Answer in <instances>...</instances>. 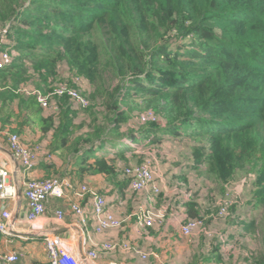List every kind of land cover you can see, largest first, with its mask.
Wrapping results in <instances>:
<instances>
[{
	"label": "trees",
	"instance_id": "obj_1",
	"mask_svg": "<svg viewBox=\"0 0 264 264\" xmlns=\"http://www.w3.org/2000/svg\"><path fill=\"white\" fill-rule=\"evenodd\" d=\"M19 6L7 8V15H14L12 30L8 36V27L0 36V44L12 48L8 64L0 69V90L17 93L18 71L23 73L25 66L53 72L66 59L63 69L69 73H63L68 86L76 88L72 80L84 77L94 86L91 99H102V111L88 106L78 116L67 96L56 97L58 108L46 114L35 97L21 100L32 113L36 105L42 109L40 128L52 135L53 149L65 151L71 160L67 174L73 181L71 171L82 176L120 175L127 185L130 176L124 168L145 145L188 139L189 168L207 170L219 185L236 179L254 181L253 198L230 210L226 207L229 217L222 218L242 227L234 239L253 232L261 235L255 221L234 213L241 209L245 214L246 204H264V66L258 70L251 62L264 49V0H31L30 6ZM98 34L97 42L93 39ZM149 35L154 36L155 45L147 51ZM27 36H32V43L26 41ZM244 46L249 52L242 51ZM29 47V54L38 61L34 67L23 60ZM16 51L19 56L14 55ZM102 54L104 66L124 81L105 97V82L98 81L102 80ZM127 95L143 99L146 107L158 112L148 125L124 133L148 113H128L129 108H121ZM105 110L110 121L100 127L98 115ZM87 115L93 120L92 127ZM82 148L88 150L79 156ZM145 161L150 162L146 158L138 163ZM151 163L155 170L156 164ZM169 180L168 188L174 186ZM170 191L162 187L157 199L165 193L180 206L181 199ZM197 191L183 203L187 219L203 217ZM211 241L225 254L230 248L224 250L223 245L232 244L226 231H218ZM260 245L251 264H264V243Z\"/></svg>",
	"mask_w": 264,
	"mask_h": 264
},
{
	"label": "crops",
	"instance_id": "obj_2",
	"mask_svg": "<svg viewBox=\"0 0 264 264\" xmlns=\"http://www.w3.org/2000/svg\"><path fill=\"white\" fill-rule=\"evenodd\" d=\"M3 100L0 98V107L6 109V102ZM43 111L45 114L49 112ZM31 119L34 126L28 121V116H26V120L15 121L16 123L12 118H0V128L5 124L10 125L12 128L10 132H18L23 139L33 140L35 141L33 143L39 144L42 148V151L38 153V162L35 168L28 173V177L44 178L69 173L68 168L71 167V160L66 159V152L53 149L54 144H50L51 134L41 130L35 118ZM170 141L182 143L185 139L182 141L171 139ZM47 154H49V158ZM0 159L10 162L12 170L16 169L17 163L9 150L7 135L1 129ZM181 167H183V164L170 173H166L165 170L161 169L159 164L155 167L154 176L158 179L159 184L168 190V194H171V187L166 186V179L169 180L172 175L171 179L174 177V180H169L170 184L171 182L173 184V181H178L176 177L178 169ZM162 168L166 169V166H162ZM71 173L74 174L72 176L75 177L76 186L81 182H86L90 187L96 190L100 189L106 194L107 207L115 216L124 219L123 227H110L102 232H96L95 226L98 224V219L92 215V199L88 195L77 197L78 203L85 211L86 224H83L80 216L70 212L68 208V204L76 199L71 191L68 192L69 201L67 199L50 198L44 215L34 222L28 221L26 218L28 206L21 188L18 187L16 197L6 202V207L11 212L10 230L12 235L3 237L0 234V252H16L18 255V259L13 264H46L47 256L42 237H38L45 233L59 236L62 246H67L71 252L76 253L79 257H83L80 242L85 250L89 248L96 250L98 254L96 264H109L110 262H115V264H250L246 246L240 241L246 235H239L236 239L232 238L237 231L241 230V226L237 228L236 224L225 222L224 227L220 230L218 224L216 226L218 228L213 230L210 236L205 234L200 236V231L195 230L193 241L190 243L179 232L183 218L182 216L179 218V214L184 213L179 208L183 206H174V208L166 206L165 208L168 211L163 221L155 224L152 228L143 230L136 223V214L139 209H142L144 203L148 204L147 199L144 195H139L140 198H125L124 190L127 185L120 175L83 174L82 176L76 172L71 171ZM175 186H172V188ZM58 208L65 209L66 214L62 220L56 219L53 215L54 210ZM170 209L172 210L170 211ZM89 221L92 225L91 228L88 224ZM217 223L214 221V224ZM218 231H226L228 239L232 243L231 245H223L224 250L230 248L226 254L220 250V246L216 242L211 241ZM211 236L212 238L207 240ZM115 241L119 243L127 242L129 246L135 244L141 250L153 253L150 254L148 261L125 249L107 251L101 246L102 243H113Z\"/></svg>",
	"mask_w": 264,
	"mask_h": 264
},
{
	"label": "rangeland",
	"instance_id": "obj_3",
	"mask_svg": "<svg viewBox=\"0 0 264 264\" xmlns=\"http://www.w3.org/2000/svg\"><path fill=\"white\" fill-rule=\"evenodd\" d=\"M30 1L31 0H0V23L3 26V28H5L3 29L4 31H0V36L4 32L6 33L8 27H9L8 36L11 34L12 20H14L12 17L14 15L12 17L10 15L8 16L7 8L9 7L13 8V5H17V7L20 8L19 6L20 4H23V6L25 7L30 6ZM89 34L91 35V33ZM16 36H17V33H15L14 38H16ZM149 36H150L149 40L145 42V44L148 46L147 51H150L151 48L155 45L154 36L153 35H149ZM31 37L32 36H27L26 41L29 43H32L33 40ZM172 38L173 36L170 37V39ZM6 39H8V37H6ZM99 39L100 38L98 34V36H96V38H94L93 40L98 42ZM4 41L5 39L2 40L3 43ZM7 45L8 44H4V45L0 44V54L2 56L4 55L5 57H7V55L9 56L12 54L11 52L12 48L7 47ZM30 49L31 47H29L26 50L27 53H24L23 60H24V63L27 61L30 62L34 67V64L38 63V61L35 60V57H34L35 55L29 54ZM101 49L102 47H100V50ZM18 52L19 51H16L14 55L17 54L19 56ZM100 60H101V64L99 66V75H100L99 77H101L102 80H98V81L105 82L104 90H103V96L105 97L107 93L112 92V90L115 87H117L121 82L123 84L124 81H123V78L121 79L120 76L115 75L111 70L108 69V67L104 66L105 56L103 54L100 55ZM66 62H67L66 59H62L61 61H59L57 63L56 69L53 72H49L47 69L40 72V71L35 70L36 67L31 69L30 66L29 67L25 66L22 68L23 73H20V71H18L19 69L17 68V71L20 74L18 75L19 81L16 84L17 93H11L10 90L8 89L0 90V98L6 101V104H5L6 109L0 107V118H7V119L12 118L14 122L15 121L19 122L20 120L21 121L26 120V116H28V121L30 122V124H33V120L30 118L32 117L31 115L32 112L28 110L27 108H25V105L22 104L21 100L22 99L29 100L31 96H29L28 93L32 90H36L40 96H48V99H49V97L53 95L47 91L49 85L54 84L66 78L63 72H65L67 75L69 73L67 69L65 70L63 69ZM5 66L6 65L1 67V69L3 70ZM77 81L79 83H78V86H76V88L80 90L81 94L82 92L84 93L82 94V96L85 98V96L88 95V98H90L88 99V103L85 107L93 106L94 111L95 110H98L99 112L102 111V105H101L102 99L99 96L95 99L94 98L91 99L90 95L94 91V86L91 85L90 81H88V79L84 77L77 78ZM8 84L12 86L11 79H8ZM46 92H48L47 95H46ZM64 96H67V95H64ZM67 98H68L67 103L71 105L70 97L67 96ZM123 99L124 100H123V103L121 104V108L122 107L124 109L129 108L131 110V111L126 110V112L128 113L129 112L132 113L134 111L139 112V113L148 112L147 114H145L146 116L143 115L141 117V120L135 121L134 125H129L125 130H123L124 133H127L128 130H130L131 128L138 129L141 126L148 125L149 122L154 119L153 114H157L158 112L156 108L146 107L145 103H143L142 101L143 99H140L139 97L132 98L129 95H127ZM53 101H57V98L54 97ZM27 102L28 101H26V103ZM72 110H75V109H72ZM33 111L34 113L32 114L35 117L39 118L38 124L41 127L42 122H40V116L42 115V109H40V107L36 105L34 106ZM75 112H76V116H78L79 113L82 112V108L75 110ZM103 114L98 115V119L100 121V124H99L100 127L105 126L110 121L109 116H107L109 113L106 112V110L103 112ZM87 117L90 121L89 122L90 124H88V126L92 127L93 120L88 115ZM83 123H80V124L83 126ZM33 126H32V129H33ZM0 129L5 132L12 130L10 125H6V124L3 125ZM22 141L24 143L35 142L33 140H28L25 138ZM50 141H53L52 135L50 137ZM70 141L71 140L69 139L67 144L70 143ZM84 146H87V145H84ZM86 150L88 149L82 148L81 152H79V156H81ZM141 150H142L141 151L142 153L140 152L141 154L137 153L131 156L132 157L131 164H134V163L138 164V162L141 159L148 158L150 160L149 162L150 165H153L151 162L155 163L156 165L159 164L161 166V169L165 170L166 173H170L173 169L183 164V167L178 169V173L176 177L178 178V180L181 181V183L178 181L176 182L173 181V185H176V186L174 188L171 187V189H174L173 193H176L177 196L181 199V201L189 200L191 196H189L187 192H191L192 197H193L195 190L197 189L198 191L200 190L197 203L200 204L201 212H203L202 213L203 217H201L202 222L200 225V229H196L200 231V236H202L203 234L210 236L213 233L212 231L218 228L216 227L218 224H219L218 226L220 230L224 227V223L226 221L223 222L224 221L223 218L218 216L217 214L222 208L228 207V209L230 210V207L232 205L244 204L248 202L251 198H253V196L255 195L257 187L255 183H252L254 181L236 179L238 181L234 180V181L228 182L227 185H224V184L219 185L215 181L213 175L209 173L207 170H202L201 168L200 169L188 168L189 164L192 162L191 140L187 139L183 141L182 143H179L177 141H169L166 143L160 142L158 145H155V146L148 144V146L145 145L144 148ZM100 154L101 152L99 153V155ZM162 166H166V169L162 168ZM151 168L154 169V167H151ZM253 178H254V175L251 177V179ZM171 180H174V179H171ZM171 199H172L171 196H170V200H168L167 195L165 193H162V195L157 199L156 204L154 206L156 208L158 207V205L162 206L163 208H165L168 204H170L171 206H175V201ZM182 206H183L182 208L185 209V205H182ZM245 207L247 208L244 211L245 214H243V211H241V209L236 211L234 214L236 216L240 215V217L241 215L246 216L245 221H250V220L255 221L257 225L255 229L256 231L261 233L260 236H256L255 232H253V234H247L246 236L240 239V241L245 244L247 254L249 253V256H250L253 253H255L257 250H259V248L261 247L260 241L264 243V204L256 205V203H250L249 205L246 204ZM182 208H179V209H182ZM165 210H166L165 212V216H166L168 210L167 209ZM225 216L229 217L227 209H226ZM213 219L218 220L220 222L217 224H214ZM88 224H89V227L91 228L92 225L90 221L88 222ZM194 232L193 234L191 233L190 235H187V236L182 235V236L187 242L192 243L193 238H194ZM211 238L212 236L209 237L207 240ZM207 242L209 243V241ZM254 255L255 254L252 255V258L249 257L250 264H251V261L254 260L253 258Z\"/></svg>",
	"mask_w": 264,
	"mask_h": 264
},
{
	"label": "built area",
	"instance_id": "obj_4",
	"mask_svg": "<svg viewBox=\"0 0 264 264\" xmlns=\"http://www.w3.org/2000/svg\"><path fill=\"white\" fill-rule=\"evenodd\" d=\"M5 29V28H4ZM4 31V30H3ZM5 33V32H4ZM11 56V55H9ZM9 56L5 57L0 54V69L4 65L8 64ZM66 78L60 80L54 84H50L47 91L51 95L40 96L36 90H32L28 93L29 96L35 97L39 105L45 111H55L57 101H51L54 97H61L67 95L70 97L72 109H83L87 103L88 98H85L77 88L68 86L65 81ZM72 82L78 86L77 78ZM52 88V89H51ZM46 92V95L48 94ZM7 135V142L9 150L12 152L15 160L18 162V183L16 182L15 170H12L11 163L7 160L0 159V234L3 237L11 236L10 218L11 212L6 207V202L10 199H14L17 195L18 187L21 188V192L26 200L28 211L26 218L28 221L34 222L41 218L47 211V204L50 198L67 199L70 200L68 192L71 191L76 197L68 204L70 212L80 216L81 222L86 224L84 208L78 203L77 197L88 195L92 199V215L98 219V224L95 226L96 232H102L110 227L121 228L124 223V219L119 216H115L107 207L106 196L100 193L95 188L88 186L86 183L81 182L79 185H75V181L65 175H51L44 178H30L28 173L31 172L39 158V154L42 148L39 144L33 142L24 143L22 137L17 132H5ZM49 158V154H47ZM148 161L143 163H134L124 168V174L130 176L127 181V191L125 198L138 197L144 195L148 204H143L142 209L136 214V223L143 230L161 223L165 217L166 208L158 205L156 208L157 196L161 192V185L154 176V170L148 165ZM191 196V192H187ZM129 194V196H127ZM180 206L184 201L180 202ZM184 211V208H182ZM65 209H55L53 215L56 219L62 220L65 217ZM226 214V209L222 208L218 212V216L222 217ZM182 218L180 225V233L182 235L193 234L194 230L200 229L201 218L187 219L185 214H179V218ZM38 237H42V242L47 256L46 264H96V258L98 257L97 251L89 248L85 250V255L79 257L76 253L71 252L67 246H62L59 240V236L54 234H42ZM127 242H110L102 243L101 246L107 251L125 249L132 254L138 256L143 260L149 261V256L153 252H147L141 250L137 245L129 246ZM18 259L16 252H0V264H13ZM109 264H115L110 262Z\"/></svg>",
	"mask_w": 264,
	"mask_h": 264
},
{
	"label": "clouds",
	"instance_id": "obj_5",
	"mask_svg": "<svg viewBox=\"0 0 264 264\" xmlns=\"http://www.w3.org/2000/svg\"><path fill=\"white\" fill-rule=\"evenodd\" d=\"M242 51L249 52V48L247 46H244ZM250 52H251V50H250ZM251 62L253 63V67H255L256 69H258V70L262 69V67L264 66V49L259 51L256 54V59H254Z\"/></svg>",
	"mask_w": 264,
	"mask_h": 264
},
{
	"label": "water",
	"instance_id": "obj_6",
	"mask_svg": "<svg viewBox=\"0 0 264 264\" xmlns=\"http://www.w3.org/2000/svg\"><path fill=\"white\" fill-rule=\"evenodd\" d=\"M14 157V156H13ZM15 162L17 163L16 165V169H15V176H16V182L18 183V171H19V165H18V162L15 160ZM17 193H18V190H17ZM80 247H81V254L82 256L85 255V249L83 248L81 242H80Z\"/></svg>",
	"mask_w": 264,
	"mask_h": 264
}]
</instances>
